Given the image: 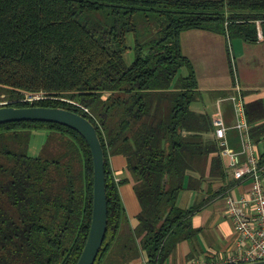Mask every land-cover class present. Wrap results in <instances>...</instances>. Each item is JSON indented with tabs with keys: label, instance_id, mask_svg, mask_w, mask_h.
Wrapping results in <instances>:
<instances>
[{
	"label": "trees",
	"instance_id": "16d2710c",
	"mask_svg": "<svg viewBox=\"0 0 264 264\" xmlns=\"http://www.w3.org/2000/svg\"><path fill=\"white\" fill-rule=\"evenodd\" d=\"M189 30L258 44L264 0H0V107L76 112L103 143L109 228L96 264H130L142 252L148 264H165L196 239L193 219L209 202L182 208L181 193L226 177L213 118L193 109L202 92L182 51ZM36 94L44 99L26 100ZM246 112L260 145L263 102ZM36 131L48 136L32 156ZM113 156L127 159L125 178L115 176ZM130 182L142 210L127 229L120 187ZM93 203V156L83 136L55 123L0 125V264H78Z\"/></svg>",
	"mask_w": 264,
	"mask_h": 264
},
{
	"label": "crops",
	"instance_id": "0c3cea01",
	"mask_svg": "<svg viewBox=\"0 0 264 264\" xmlns=\"http://www.w3.org/2000/svg\"><path fill=\"white\" fill-rule=\"evenodd\" d=\"M240 41L243 40L230 41L227 36L204 30H189L181 36L182 51L194 65L202 97L206 95L210 99L209 105L205 106V111L193 109L199 113H209L206 110L211 106L213 112L209 114L212 118L220 110L230 128L228 130L229 146L236 151H241L242 145L240 135L233 128L235 110L233 103L229 100L236 92V82L238 81L243 89L246 107L257 101H262L264 104V36L261 33L258 44H248L244 41L242 44ZM211 138L216 140L219 146V152L215 155L221 157L226 177L216 180L207 178L202 181L200 191L188 190L198 196L190 207L204 200L209 202L193 219V226L199 231L196 239L179 244L165 264H189L192 259L199 257L215 260L235 250L238 233L226 214V197L232 191L237 196L247 193L251 183L250 180H236L233 171L228 168L229 159L223 154V147L215 131L211 134ZM257 147L263 154L264 142ZM242 160H245V156H242ZM111 164L117 178L127 176V159L124 156H113ZM209 171L210 169L207 176ZM120 193L129 220V224L124 226L127 229L136 228L139 224L137 218L142 208L132 182L122 185ZM220 201H223L224 218L218 214V210L214 211L211 208ZM130 264H148L147 253L142 252L141 257Z\"/></svg>",
	"mask_w": 264,
	"mask_h": 264
},
{
	"label": "built area",
	"instance_id": "2783aa9c",
	"mask_svg": "<svg viewBox=\"0 0 264 264\" xmlns=\"http://www.w3.org/2000/svg\"><path fill=\"white\" fill-rule=\"evenodd\" d=\"M44 99L43 94L29 95L28 102ZM229 100L234 105L235 124L241 138V151L229 146L228 130L222 112L213 115L215 135L223 147V154L229 159L228 168L236 180H250L247 193L237 196L231 192L226 197V214L238 233L235 250L215 260L204 257L192 259L189 264H245L264 260V164L260 152L251 135L252 126L248 122L246 101L240 83L236 82V92ZM245 156V160H242Z\"/></svg>",
	"mask_w": 264,
	"mask_h": 264
},
{
	"label": "water",
	"instance_id": "95a60500",
	"mask_svg": "<svg viewBox=\"0 0 264 264\" xmlns=\"http://www.w3.org/2000/svg\"><path fill=\"white\" fill-rule=\"evenodd\" d=\"M11 122H46L69 127L85 138L94 163V203L90 233L78 264H96L109 228L106 154L96 126L86 117L64 109L48 107H0V125ZM245 264H264V260Z\"/></svg>",
	"mask_w": 264,
	"mask_h": 264
},
{
	"label": "rangeland",
	"instance_id": "374dc122",
	"mask_svg": "<svg viewBox=\"0 0 264 264\" xmlns=\"http://www.w3.org/2000/svg\"><path fill=\"white\" fill-rule=\"evenodd\" d=\"M238 40H242V39H238ZM240 42L243 44V41H240ZM131 46L133 47V44ZM251 48H253V47H251ZM230 49H232V46H230ZM263 51H264V48H263ZM126 58H127V61L129 64H131L134 61V50L133 49L130 52H128ZM232 58H233V55H232ZM187 73H188V70L185 68L182 69L180 72V74L183 76L187 75ZM209 102H210L209 97L205 95L204 97L199 99L198 102H196L193 105V108L205 111V106L209 105ZM210 107L211 106H209L208 110H206V111H208L209 113H212L213 109ZM47 136H48V134L46 131H36L33 133V139H32L31 148H30V154L32 156L40 155V153H41V151H42V149L46 143ZM193 198H194V200H193ZM197 198H198V196L197 195L195 196V194L193 192L188 191V190H184L180 195L178 203L181 207H184V208L190 207V205L195 203ZM211 208L214 211L218 210V214H220L221 217L224 218L223 216H224L225 211H223V201H220L219 203L213 205ZM217 244H220V243L217 242Z\"/></svg>",
	"mask_w": 264,
	"mask_h": 264
}]
</instances>
